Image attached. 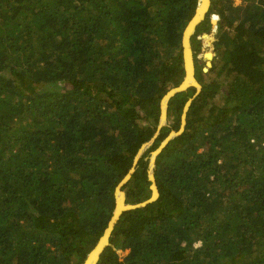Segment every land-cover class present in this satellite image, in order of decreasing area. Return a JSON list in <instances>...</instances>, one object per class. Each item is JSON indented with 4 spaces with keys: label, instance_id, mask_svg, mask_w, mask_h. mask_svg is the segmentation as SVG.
Instances as JSON below:
<instances>
[{
    "label": "trees",
    "instance_id": "trees-1",
    "mask_svg": "<svg viewBox=\"0 0 264 264\" xmlns=\"http://www.w3.org/2000/svg\"><path fill=\"white\" fill-rule=\"evenodd\" d=\"M199 1L0 0V264H83L133 167L126 202L152 196L151 153L192 98L158 198L123 211L98 264H264V0H211L194 57L217 14L225 80L195 64L202 89L171 97L135 163L185 78Z\"/></svg>",
    "mask_w": 264,
    "mask_h": 264
},
{
    "label": "water",
    "instance_id": "water-1",
    "mask_svg": "<svg viewBox=\"0 0 264 264\" xmlns=\"http://www.w3.org/2000/svg\"><path fill=\"white\" fill-rule=\"evenodd\" d=\"M210 5H211V0H200L193 17L191 18V20L189 21V23L187 24V26L185 28L184 35H183L184 66H185V70H186L185 78L179 86H176V87H173L172 89H170L167 92V94L162 98V101H161V110L162 111H161L159 129H158L156 135L149 142H146L142 146V148L144 146H145V148L140 149L138 155L136 156L135 163H137V161L139 160V158L141 156L140 152L142 150H146V148L156 139L157 135L160 132V129L163 127V124H164L163 121L165 122L167 115H168V104H169V100L171 99V97L176 95L177 93H179L181 91L187 90L189 87H192V86L197 88L198 93L202 89V86L197 81L196 75H195L196 74V65H195V61H194V52H193V44L194 43L192 41V36L195 33L198 24L201 23L206 18V14L210 8ZM214 18L215 17H213L211 19V22L213 25L218 26V20L214 21ZM188 59H189V62H188ZM186 79H187V83H185ZM191 102H192V99L189 100L185 106V112H184L183 117H182V126H181L180 130L172 131L169 134V136L163 141L162 145L156 151H153V153H152V156L150 158V167H149L150 168L149 169V178L152 181V185H151V188L153 191L152 196L149 199H147L143 202L136 203V204H129L126 202V193H125V191H123V186L128 182L132 173L134 172L135 168L133 167L130 170V172L121 180L119 185L116 187V191H115L116 206H115L114 214H113V216L109 222V225L106 228L104 234L100 237L96 246L89 252V254L86 257V259L84 260L83 264H98L100 255H101L102 251L109 245V241H110L109 239H110L111 233L115 227L116 222L118 221V219L122 215L123 211L145 206L149 202H152L158 198L159 190H158V187L156 184V179H155L154 171H153L154 166H155L156 157L172 138H174L175 136L179 135L180 133H182L184 131L185 125H186V111L188 110V107L190 106ZM153 155H154V159L152 158ZM152 159H153V161H152Z\"/></svg>",
    "mask_w": 264,
    "mask_h": 264
},
{
    "label": "rangeland",
    "instance_id": "rangeland-1",
    "mask_svg": "<svg viewBox=\"0 0 264 264\" xmlns=\"http://www.w3.org/2000/svg\"><path fill=\"white\" fill-rule=\"evenodd\" d=\"M235 2L237 4L241 3L242 0H235ZM216 17V16H215ZM213 18V16H212ZM216 20H219V18L216 17ZM217 27L218 26H215L212 24V30L211 32H207V33H203L201 35L198 36L199 39H201V43H202V47H201V50L199 52V54L197 55V59L199 60H196L195 57H194V61H195V64H199V65H202L203 67V71H205V82H221L223 80H225V76H223L222 74L219 73V68L220 66L218 64H214V63H218L217 62H214V58H215V51H214V40H215V33L217 31ZM212 38H211V36ZM194 52V51H193ZM206 52H212V57L208 60V58L205 57V53ZM215 65V66H214ZM196 75V74H195ZM196 79L197 81L200 83V85L202 86V83L201 81L197 78L196 76ZM221 89V87H220ZM223 90H226V86L222 88ZM196 91L198 93V90L196 88ZM200 92V91H199ZM196 96V94L194 95ZM193 99V98H192ZM222 98L220 97V94L216 97V101H220ZM191 100V99H190ZM169 123L168 121V115H167V118L163 124L164 125H167ZM172 131H175V130H172ZM171 131V132H172ZM170 132V133H171ZM169 136V135H168ZM154 141L146 148V150L151 146L153 145ZM162 145V144H161ZM158 149V148H157ZM156 149V150H157ZM154 150V151H156ZM145 150H142L140 152V154L142 155ZM153 153V152H152ZM152 153H151V156H152ZM141 157V156H140ZM151 158V157H150ZM122 255H124L126 252H121Z\"/></svg>",
    "mask_w": 264,
    "mask_h": 264
},
{
    "label": "bare ground",
    "instance_id": "bare-ground-1",
    "mask_svg": "<svg viewBox=\"0 0 264 264\" xmlns=\"http://www.w3.org/2000/svg\"><path fill=\"white\" fill-rule=\"evenodd\" d=\"M216 18V17H215ZM205 57L206 58H208V60L212 57V52H206L205 53ZM188 62H189V59H188ZM185 83H187V79H186V81H185ZM163 123H164V121H163ZM151 143V142H150ZM145 148V146L142 148V149H144ZM153 159H154V155H153V157H152ZM153 159H152V161H153Z\"/></svg>",
    "mask_w": 264,
    "mask_h": 264
},
{
    "label": "built area",
    "instance_id": "built-area-1",
    "mask_svg": "<svg viewBox=\"0 0 264 264\" xmlns=\"http://www.w3.org/2000/svg\"><path fill=\"white\" fill-rule=\"evenodd\" d=\"M214 16H216L217 18H219L217 14H216V15H214Z\"/></svg>",
    "mask_w": 264,
    "mask_h": 264
},
{
    "label": "clouds",
    "instance_id": "clouds-1",
    "mask_svg": "<svg viewBox=\"0 0 264 264\" xmlns=\"http://www.w3.org/2000/svg\"><path fill=\"white\" fill-rule=\"evenodd\" d=\"M214 15H216V14H213L212 16L215 17Z\"/></svg>",
    "mask_w": 264,
    "mask_h": 264
}]
</instances>
